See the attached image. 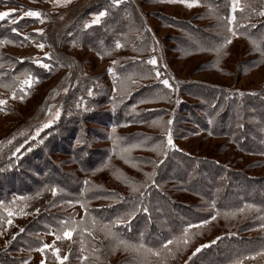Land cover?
I'll return each instance as SVG.
<instances>
[{
	"label": "rangeland",
	"instance_id": "1",
	"mask_svg": "<svg viewBox=\"0 0 264 264\" xmlns=\"http://www.w3.org/2000/svg\"><path fill=\"white\" fill-rule=\"evenodd\" d=\"M97 1L71 0L66 5L57 6L52 3V0H0V11L17 10L11 17L0 20V23L5 22L11 29L13 27L17 28L16 33L22 37L20 41L14 40V43L16 41L19 45L6 46V52L20 61H32L33 58L40 57L45 63L52 64V60H50L51 50L46 44H44L43 49L37 48L35 45L41 43V40L38 39V41L37 38H32L28 34L29 32H33L36 36L41 34L35 31L42 28L40 20L31 17L19 19L24 11L32 9L47 14V18L55 24L71 15L66 19L67 28L66 23L58 26L59 31L65 29L66 33L65 45H61V48L64 49L61 57L69 62L73 61L72 65L64 64L62 68L47 75L44 81L35 83L23 100L19 98L21 93L18 82L14 88L10 87L9 89H5V86L0 85V99L6 101V104L0 108V179L2 180V186L6 192L8 191L6 186L8 183L12 186V190H17L21 186H25L29 191L33 190L30 198H24L21 201H16L18 199L16 197L17 193L8 191L13 195V204L15 206L19 205L17 208L12 207L13 209H11L18 213V210L23 208L28 214L14 215L12 217L13 223L8 225L6 222L8 219L7 212L6 214L0 213V218L3 219L0 224V264L6 261L11 264H25V262L26 264H40L41 260H44L45 264H61L60 261L55 259L51 249H46L49 252V259L53 260L48 262L45 260L44 252L42 253L39 250L40 248L34 252H26L21 248V245L24 242L28 243L30 239L31 243L39 241L42 244L53 245L52 241L56 240V235L63 236L65 227L62 226V221L69 219L67 226L71 228L76 227L72 223L73 221L79 222L82 218H84L83 222L95 237H92L93 240L91 241L86 240L87 245L85 247L76 246L74 238H71L72 240L68 238H66L67 240H64V238L59 239V246H54L59 247L61 256L68 255L67 264H186V262L187 264H234L235 261L242 260L243 248L228 245L226 249V242L225 248H223V239L228 238L237 226L248 220L247 216H242L240 210L245 206H250L246 208V213H252L254 210L260 209V215L241 225L240 227L248 225V232L239 235H244L249 239L256 238L245 242L248 247H256L264 242V227H262L264 226V121L261 122L258 119L256 121L251 117L258 110L254 107L260 109L264 107V63L259 64L251 60V54L246 53L242 41L237 40L235 36H231V43L227 44L223 56L227 61H232L231 65L222 64V58V65L212 68L205 61V58H201L200 54L191 56L183 52L186 49L183 44L186 43H190L188 49H194L202 47V43L212 47L222 37L224 40L226 39L223 36L225 27L221 15H223V12H229V17L233 14L231 10L232 0H198V6L194 7H186L180 3H170L168 0H133L137 4L144 21V24L141 23L140 29L150 30V35L153 38V41H150L148 45L149 55L145 62L152 55H155L158 60L156 68L161 72V77H167L174 85V89L171 91L172 102L170 104L165 106L164 103H159L144 106L146 109H154L162 105L171 111L173 107L175 109L177 106L176 100L184 102V109L178 107V113H176V117L170 126L174 129L172 137L176 145L175 149L190 154L194 158H201L206 168H211L206 160H215L217 163L214 165L227 170L228 176L226 178H229L230 187H226L229 192L226 194L225 200L220 202L222 210L211 208L207 204V208L212 210L211 216L216 215V219L211 220L209 218L207 219L209 221L207 225L190 229V242L187 246L182 243L179 245L174 243L170 246L171 253L162 248L165 242L148 236L150 234V230L147 229L149 224L145 227L139 226L141 228L140 233H146L148 237V239L140 240L135 238L136 235H132L135 230L130 232L132 221L115 223L117 221L114 218L116 209L124 210L117 216L118 219L127 220V214L132 211L128 210L127 206L129 204L126 201L135 199V193L131 192L129 185L122 179H117V175L122 174L135 181L141 185L140 190L148 188L149 183L140 177V171H144L143 166L136 164L137 167L130 168V165L125 162L117 166L116 157L107 159V155L112 152L111 144L113 142L110 130L98 125V94L110 95L113 91L112 84L116 76L114 77L107 71L110 62L101 60L96 51L101 46L98 43L97 34L87 32L85 37V30L83 40H79L73 37L71 30H68L73 24L78 25L80 23L84 28L85 23H90L95 14L99 13ZM110 1L113 2V0ZM127 1L121 0V3ZM216 13L218 15H215ZM12 20L18 22L12 24L10 22ZM97 25H90V27L95 28ZM175 25L179 28H174ZM58 26H55L54 29L58 30ZM223 28L224 33L222 34L220 30ZM188 29L191 31L200 30L203 38L209 37L210 40H202L198 37L197 41H186L180 32ZM25 35L29 36L30 39L26 40ZM60 42H62L61 37L59 40L57 38V43ZM252 46L254 47L253 44ZM154 47L155 51H153ZM249 51H253L252 47ZM44 53H49V57H44ZM32 64L34 69L42 68L33 62ZM139 65H143V61ZM120 67L121 65H117V70ZM152 67L146 64L143 69L153 73L154 78L151 77L150 81L152 80L151 83L155 84L154 80L156 78L155 73L151 71ZM194 83L210 84L222 88V95L218 97L223 103L226 98H230L234 104L237 102L236 105L239 106L241 105L238 102L239 96H245L246 103H242L245 106V111L240 110L247 114L248 121L244 135L248 138V144L243 145L247 151L244 148V152H241L239 145L233 144L234 141L232 140L239 142L242 140L240 133L228 131L225 136H214L219 132L218 129H216V132L214 127H222L223 122L219 125L218 123H210V119L208 120L205 117L203 110L200 109L203 108V104L198 100L196 91L194 92ZM185 84L189 89H179L180 87L184 88ZM145 86L144 82H137L134 86L130 84V91L132 90L137 95L139 92H146L144 90ZM81 87L94 89L92 95H89V91L86 92L85 96L89 99L88 105L85 104L86 106L82 109L83 113H77L76 116L79 117V121L77 123L70 122L71 126L78 128L75 138L70 140L71 148L83 143L80 147L83 149H80L79 154L76 155L71 153L72 151L62 153L57 148L52 147L51 143H45L44 140L48 136L47 132H52L54 128L62 126L59 118L64 115V110L71 106L69 97L71 95L73 99L74 95L83 92V90H80ZM13 91L16 93L15 99L13 98ZM226 94L229 96L225 97ZM130 97L133 99L132 96ZM188 105L195 107H192L190 111H185ZM250 107H253L254 111ZM57 109L60 111L58 118L55 117ZM133 109L134 107L130 111H133ZM239 118L240 116L238 121L233 122L232 126H238ZM140 119L137 118L136 120ZM224 119L225 124L228 125V116H225ZM49 120H52V123L48 128H44L43 125ZM134 126L137 127L134 128ZM148 126L149 123H143L133 125V127L122 126L123 128L121 127L118 130L123 131V133L139 128H146L145 130L151 131ZM119 131L115 130V135ZM162 131L166 134L167 128ZM154 132H159V130L157 129ZM77 138H79V141L75 140ZM249 138L256 140L257 148ZM9 140H11V143H8ZM164 143H166L165 139ZM40 144L44 145L43 149H40V152L44 154V159L41 160L40 156L31 157V154H27L28 161L26 163L22 161L20 165L18 159L23 160L25 158L28 148L31 146V148H39L34 146ZM17 148H20V151L13 156L16 164L14 162L8 163L7 157L9 156L7 154L9 153L6 152L10 151L12 154ZM135 151L137 150L135 149ZM98 152L100 153L98 154ZM133 152L134 150H131L128 156ZM98 157L101 162L107 159L105 162L107 166L98 167ZM11 165H13V169ZM8 168H11L10 171H16V175L11 174ZM170 170L181 171L178 166L170 167ZM50 171L53 172L52 176L57 175V177L49 180L47 175ZM189 172L191 171L184 174L192 177V173ZM211 174L216 176L217 173L212 171ZM199 175L201 176L200 180L192 181V186L203 185V183H209L212 180L215 182L217 179V177H207L203 172H199ZM243 177L255 180L250 185L256 184L261 193H253L249 184L240 186V180ZM65 178L70 179L71 183L66 184L67 182H64ZM73 180H76L77 184L73 183ZM86 180L89 182L87 185L84 183ZM226 183V180L217 182L219 187L216 191L222 194L223 190L225 194L223 184ZM145 184L147 187H144ZM52 187L58 189L56 196L52 195ZM102 193L107 194L103 197L104 199L100 198ZM148 194L157 199V195H154L153 192L150 191ZM166 194L173 202H176L175 206L189 203H207L187 192L172 191V193L166 192ZM236 197H239L236 205L241 204V209L238 210L237 208L238 211H231V209L224 211L223 206L233 203L232 200ZM7 198L6 195L1 207H3ZM119 200L123 201L120 202ZM69 201L72 203L69 204ZM77 201L86 202L87 216L81 204ZM110 206H114L113 210L115 209V211H111ZM37 209H39L38 212ZM200 210H204V208L198 209L197 205V211ZM214 211H216L215 214ZM225 213H235V215L225 217ZM162 214L159 213V216H163ZM51 218L59 224L58 228L60 230L55 235L51 223L48 224L49 220H52ZM134 221L136 222L137 219H134ZM198 221L200 223L203 220L199 219ZM105 226H110V230L115 233V236L109 235L105 230ZM20 229H24L23 236L26 232L28 233L24 236V242L18 238V234L22 233ZM137 230L139 232V229ZM14 235L15 238L13 239ZM151 236H154V234ZM166 237L170 238L169 236ZM182 237L183 235L181 237L179 235L173 240ZM217 237H220V239L217 240ZM80 238L83 239V236H80ZM9 241L11 242L9 243ZM121 241L128 245L137 246V248L143 245V248H139V250L132 247L126 248L124 244L120 243ZM213 241L215 242L213 243ZM231 242L244 245L241 239L232 240ZM201 245H206V247L193 256L192 253ZM149 248L160 251V256L152 255L147 251ZM134 253L136 254L133 255ZM256 254L251 256H256ZM81 257H87V259L84 260ZM244 264H264V255L256 256L255 259H247Z\"/></svg>",
	"mask_w": 264,
	"mask_h": 264
},
{
	"label": "trees",
	"instance_id": "2",
	"mask_svg": "<svg viewBox=\"0 0 264 264\" xmlns=\"http://www.w3.org/2000/svg\"><path fill=\"white\" fill-rule=\"evenodd\" d=\"M240 2V0H239ZM240 7L242 10H237L235 12L236 21L234 23V27L236 28L237 35H235L237 40H241L243 43V47L245 48L246 53H250L251 60L255 61V63L262 64L264 63V15H260V11L264 9V0H241ZM97 7L98 12L100 11H106V15L101 18L100 23L95 28H82V25L79 23L77 24H70L72 25L71 28H68V30H71L73 32V37L79 40H83L84 31L86 30L85 37L87 36V32H91L98 35V43L101 44L100 49L96 50L99 57L103 61H109L110 67H112V61H116L115 65V72L117 74L116 79L113 81L112 87L113 91L108 96H103L98 94V125H102L104 128L110 130L112 133V129L114 128L116 131H119L122 126L124 127H133V125H140V124H148L149 123V130H145L146 128H139L138 130H130L126 133H123V131H119L115 136L121 138L119 148L116 149V151H113V144H111L112 152L107 155V159H111L113 157H116L117 166H120L123 162H125V158H122L119 149L120 148H126L131 144H140L139 147L133 148V153L129 155L131 160L140 166L144 167V171H140V174L142 178H144L148 182V188H143L140 190V192L143 193V197L141 198L139 193H135V199H129L128 202V210L132 211L131 213H134L131 217V219L125 220L127 222L128 220L132 221V232L135 230V232H132V235H136L135 238L138 239H148L146 233H140L141 228L139 226H147V229H149L150 234L148 236L154 237L152 239H159L163 242H166L167 240H173L174 238L180 237L184 234V229L189 224H197L199 223V219L201 220H207L211 218L212 210L214 209H221V201L225 200L226 194L229 192V190H226V187L229 186V178H226L228 176L227 170L223 169L220 166H215L214 164L217 163L215 160H206L208 162V165L211 166V168H206L205 165H203V160L201 158H194L190 154L184 153L183 151L177 150V149H167L166 155L165 151L157 152L154 149L155 145L164 143L165 139V133L162 130H166L168 127L166 122L168 120H174L176 117V113H178V107L179 109H184L183 103L181 101L176 100V108L169 111L167 108H164L162 105L158 108L154 109H146L144 105L147 104H159L164 103V105H168L172 102L171 100V91L166 88H164L163 85H161L158 80H154V83H151L150 78L153 77V73L150 71H146L143 69V66L146 65L144 62L146 58L149 55V48L148 45L150 41H153L152 36L150 35V32L147 31L146 28H141V23L144 24L142 15L139 12V9L137 7V4L134 3L133 0H128L127 2L120 3L119 5H114L112 1L110 0H98L97 1ZM249 6V8H248ZM222 14V13H221ZM215 15H218L217 13ZM220 15V14H219ZM44 22L42 23V29L43 33H41L39 36L34 35L33 32H29V36L32 38H37V40H41L40 42L47 45V47L51 50L50 52V60H52L51 64V70H45L42 68H33V64L31 60L27 61H20L15 58V56L10 55L8 52H6V46L14 47V45H19L17 41L22 40V37L18 35L17 33H13L12 29L8 24L5 22L0 23V85L5 86V89H9L10 87H15L17 82L14 83L15 77L24 78L23 74L31 73L33 76L38 78V81H44L47 75L54 73L59 68H62V66L65 65H72L73 61L69 62L66 59L64 60L61 55H63V50L61 48V45H65V39H66V33L65 29L59 31V26L62 23H66L67 18L58 21L56 24L52 22L49 18H47V14H44ZM222 19L224 21V27H225V36L226 38H231L230 33H228V24H227V18L229 17V12L224 13ZM52 22V24H50ZM39 23V21H38ZM51 25V27H50ZM69 25V26H70ZM253 25L255 27H253ZM55 26H58V30L54 29ZM68 27V23H66V28ZM174 28L178 27L177 25L173 26ZM179 28V27H178ZM59 31V32H58ZM58 32V33H57ZM182 37L186 41H197V38L200 37L202 40H210L209 37L203 38V36L200 33V30H184L180 32ZM220 33H224V28L220 30ZM61 37L62 42L57 43V38ZM38 40V41H39ZM119 40V42L123 45L121 48L116 49L115 43ZM3 41H10L8 43H3ZM223 37L220 41H216V44L214 46H208L204 45L206 43H202L199 48H191L188 49V45L190 43L183 44L186 46V49L183 50V52L188 53L191 56L200 54L201 58H205L206 62L210 64V67H214L213 65H222V64H232V61L227 59H224V50L227 48V45L225 46L223 50V54L218 58L215 51L212 49L215 46H218L220 44L224 43ZM22 44V43H20ZM254 45V47L252 46ZM195 45V43H194ZM252 47L253 51L250 52V48ZM188 49V50H187ZM107 53V54H106ZM223 58V63L222 62ZM143 61V65H139ZM121 65V67L117 70L116 66ZM216 68V67H214ZM37 71V72H36ZM224 71V70H222ZM155 73V72H154ZM128 76H132L134 80L141 83L144 82L146 84L144 90L146 92H139V94L135 95L134 92L130 91V82L126 79ZM147 76L149 78H141ZM118 77V78H117ZM143 80V81H142ZM171 84H173L170 81ZM11 84V86H9ZM81 85V84H79ZM120 89V91H114V88ZM194 92L196 91L197 98L200 102L203 104V108H200L203 110L205 117L214 124H221L222 127L217 126L218 128L214 127V130H219L217 134H214L215 137H221L227 135L228 131H231L232 133H240L242 136V140L239 142L237 140L234 141V145H239L240 151L244 152L247 151L244 144H248V138L244 135L246 133V126H247V114L242 112L241 110L245 111V106H243L242 103H246L245 96H239L238 102L241 104L237 106V102L235 104L232 102L230 98H226L224 103L221 102L219 95H222L221 91H223L222 88L212 86V85H205V84H198L194 83ZM92 90V93H94V89L90 87H81L80 90H83V92H79L78 94L73 96V99L70 95L69 99L71 101L70 108L64 110V115L60 117V121L62 123V126L58 128H54L52 132H47V138L44 140V142L51 143L52 147H55L58 149V151H61L62 153H73L74 155L79 154L80 148L83 143L77 144L75 148H71L70 140L74 139L76 133L78 132V128H74L70 125L71 121L78 122L79 117H77V113H83L82 109L86 106L88 102V98L85 96L86 92L89 90ZM126 89L129 94L123 95V90ZM174 89V85H173ZM179 89H189L188 86L186 87V84L184 88L180 87ZM99 91V90H98ZM175 91V90H174ZM145 93V94H144ZM144 95V96H143ZM133 99H131V97ZM229 95L226 94L225 97H228ZM177 97V95H175ZM144 101V102H141ZM86 102V103H85ZM181 102V103H180ZM79 105V107H77ZM88 105V104H87ZM150 106V105H148ZM241 106V107H240ZM106 107V108H102ZM108 107V108H107ZM110 107V109H109ZM114 107V108H111ZM133 111H130L131 108H133ZM142 107V108H141ZM145 107V108H144ZM194 108L195 106L188 105V108L185 109V111H190L191 108ZM87 108V107H86ZM253 111L254 108L258 109L257 113L254 112V114L251 115L253 119L257 121H264V107H250ZM141 109V110H140ZM237 109V110H236ZM241 109V110H240ZM251 114V113H250ZM215 115V116H214ZM249 115V114H248ZM76 116V117H75ZM142 116V117H141ZM228 116V125L225 124L224 117ZM239 122L238 126H232L233 122L235 120ZM137 118H141L140 120H136ZM224 119V121H223ZM76 120V121H75ZM153 121H163L165 124V127H161L159 124H154ZM137 126H134V128ZM147 127V128H148ZM123 128V127H122ZM159 130V132H154L156 130ZM179 129V127H178ZM212 130L213 132H215ZM171 131H174L173 128H171ZM205 131V130H204ZM254 135V134H253ZM255 136V135H254ZM256 137V136H255ZM250 139V138H249ZM76 141H79V138L75 139ZM111 140L113 142V138L111 137ZM258 140V139H257ZM250 141H253L255 144V148H257V142L255 139H250ZM143 142V143H141ZM33 145V144H32ZM38 146L39 148H28L25 154V158L23 160H19V163L21 165V162L23 161L26 163L28 161L27 154H31V157L34 156H40L41 160L44 159V154L40 152V149H43L44 145H35L34 147ZM42 146V147H41ZM245 148V149H244ZM39 149V150H37ZM135 149L137 151H135ZM244 149V150H243ZM107 152V151H106ZM9 157L8 163L16 162L13 159V155L11 152H6ZM100 152H98L99 154ZM147 153V155H146ZM38 157V159H40ZM98 167H105V161L101 162L100 158L98 157ZM126 163V162H125ZM228 163V162H226ZM130 168H132L131 164ZM19 165V164H18ZM178 166L181 171L176 170L172 171L170 170V167ZM13 165H11V168ZM11 168H8L11 169ZM13 169V168H12ZM10 171V170H9ZM188 171H191L189 173H192V177H188L184 173H188ZM212 171L217 173L216 176H212ZM155 172V176L153 177L155 183L152 182V180L148 179L144 174L145 173H152ZM199 172H203L207 177L210 176L212 178L217 177L215 182L213 180L209 183L203 185H191L192 181L200 180L201 176L199 175ZM11 174L16 175V171H10ZM53 172H49L47 177L50 180L51 178H56V176H52ZM1 176V175H0ZM12 177V175H11ZM130 177V176H129ZM194 178V179H193ZM48 180V181H49ZM226 180L227 183L223 184L225 189V194L218 193L216 189L219 187L217 185V182ZM13 181V180H12ZM240 186L247 185L252 182H255V180H252V178H246L243 177L240 180ZM8 182V181H7ZM6 182V183H7ZM10 182V180H9ZM64 182H67L66 184L71 183L70 179L65 178ZM73 183L77 184L76 180H73ZM74 184V185H75ZM2 180L0 179V213H5L6 208H17L18 206H15L14 200H12V194L8 191H13L14 193H17L16 197L18 198L16 201H21L24 198H30L31 193L33 190L29 191L28 188L25 186H21L20 188H17L12 190V186L8 183L6 186L8 187V191L6 192L5 188L2 186ZM76 186V185H75ZM155 186V187H154ZM253 193H261L259 188H257L256 184L250 185ZM64 188V187H61ZM172 193V191H179V192H187L190 195H194L197 198H200L204 200V202H207L206 204H198V203H192V204H180L179 206H175L176 202H173L166 192ZM153 192L154 195H157V199H155L152 195H149L148 192ZM12 192V193H13ZM7 195V200L5 204L2 206V203L5 201L3 200L4 197ZM107 196L106 193H102L100 195L101 199H104L103 197ZM23 198V199H21ZM3 200V201H2ZM120 202L123 200H119ZM233 203H228L225 206H223L224 211H228L231 209V211H238L241 209V204L236 205V202L239 201V197L234 198ZM159 202V203H158ZM201 203V202H200ZM213 203L215 204V207H212ZM220 203V204H219ZM211 208H207L208 205ZM197 205L198 209L204 208V210L197 211ZM114 206H110L111 211L113 210ZM177 207V208H176ZM250 206L243 207V211L240 210L243 217H248L247 221L252 220L254 217H257L260 215V209L254 210L252 213H246V208ZM258 207V206H257ZM12 208V209H13ZM147 209V211H144V209ZM238 208V210H237ZM213 209V210H214ZM222 210V209H221ZM124 210H117L115 215V219H118V215L123 212ZM159 213L163 216H159ZM216 211H214V214ZM48 215V214H47ZM49 216V215H48ZM50 219V218H49ZM52 219V218H51ZM134 219H137L135 222ZM69 221V219H66ZM3 221V219L0 218V224ZM244 222L241 225H244L247 223ZM51 223V224H50ZM48 224L52 226V229L55 231L54 235L57 231L60 229L59 224L56 220L52 219L49 220ZM241 225L237 226V228L234 230L235 233H231L228 238L223 239V248H225V242H226V249L227 246H238L243 248V258L249 257V255H254L256 253L261 252L264 246V242L260 243L256 247H248L246 246L245 242L249 240H255V239H249L246 236L239 235L241 233H247L248 232V225L244 227H240ZM69 227V226H67ZM143 227V228H144ZM70 228V227H69ZM142 228V229H143ZM64 229V228H63ZM139 229V232L138 230ZM84 230V231H83ZM83 231V232H82ZM146 231V230H144ZM85 232V233H84ZM91 233V235L89 234ZM26 234H28L26 232ZM25 234V235H26ZM154 236H151L153 235ZM24 235V236H25ZM23 236V232L21 234H18L19 240L25 239ZM80 236H83V239L80 238ZM169 236L170 238L166 237ZM257 236V235H256ZM92 237H95V235L89 230V227L86 226L85 222L76 225V230L73 232L72 237L75 241L76 246L85 247L87 245L86 240H93ZM31 238V237H30ZM69 240H72V239ZM80 238V239H77ZM61 239H63V236H61ZM241 239L243 242L242 244H239L238 242H231L232 240ZM64 240H67L64 238ZM138 241V240H136ZM24 242V241H23ZM65 242V241H64ZM59 241L53 240L52 244L59 246ZM262 244V245H261ZM21 245V244H20ZM43 246L42 242H33L30 241L24 242L21 245V248L24 249L26 252H34L35 250L41 248ZM154 247V246H152ZM59 248V247H58ZM63 249V248H61ZM150 249V248H149ZM134 253L133 255H135ZM132 255V254H131ZM207 256L206 254H203ZM44 257L45 260L49 262V252L46 250L44 251ZM242 258V259H243ZM53 261V260H50ZM61 263V262H60ZM207 263V262H206ZM2 264H11L9 262H3ZM63 264H67L66 261H63Z\"/></svg>",
	"mask_w": 264,
	"mask_h": 264
},
{
	"label": "snow or ice",
	"instance_id": "3",
	"mask_svg": "<svg viewBox=\"0 0 264 264\" xmlns=\"http://www.w3.org/2000/svg\"><path fill=\"white\" fill-rule=\"evenodd\" d=\"M70 2H71V0H52V3L57 5V6L66 5V4L70 3ZM168 2H170V3H180V4H183L186 7L198 6V0H168ZM120 3H121V0H113V4L114 5H119ZM231 10H232L233 14L230 17L227 18V23L229 24V27H228L227 31H228V33H230L231 36H235V35H237L236 28L233 26L235 21H236L235 12L237 10H242L241 7H240L239 0H232ZM16 12H17L16 9H9V10H6V11H0V20H4L6 18H9L13 14H15ZM106 14H107L106 11H103V10L100 11L98 14H95L94 18L90 21V23H85L84 24V28H88V27H90V25L99 24L101 18L104 17ZM260 15H264V9H262L260 11ZM24 17H31V18L39 19L41 23L44 22V18H45L44 13H42L41 11L32 10V9L24 11L23 14L19 17V19H23ZM10 22L12 24H15L18 21L17 20H12ZM253 27H255V26L253 25ZM35 31L38 32V33H43V29L42 28L38 29V30H35ZM12 32L16 33L17 32V28L13 27L12 28ZM24 38L26 40L30 39V37L27 36V35H25ZM8 42H10V41H3V43H8ZM155 43L156 42L154 41V44ZM230 43H231V39L230 38H226L223 44L215 46L212 50L216 52L217 57L219 58L223 54V50H224L225 46L227 44H230ZM35 46L37 48H39V49H43L45 45H44V43L41 42V43H36ZM122 46L123 45L119 42V40H117L116 43H115V48L119 49ZM153 51H155V47L153 48ZM262 54H264V53H262ZM44 57L48 58L49 57V53H44ZM32 62L34 64H36L37 66L42 67L45 70H51V65L49 63H45L40 57L33 58ZM116 63L117 62L115 60L112 61V65L113 66L109 67L107 69V71L110 74H112L114 77L117 76V74L115 72ZM144 63H146L147 65L153 66L151 71L155 72L156 80H158L159 83L164 86V88H166L168 90H173V84L170 83V81H169V79L167 77L162 78L161 77V72L156 68L158 60H157V57L155 55H152ZM213 66L215 67L217 65L214 64ZM23 76H24L23 79H21L19 76L14 78V83L18 82V85H19V91L21 93L19 98L21 100H23L24 96H26L28 94V91L33 87V85L38 82V78L33 76L31 73L23 74ZM141 78H147V76H144V77H141ZM126 79L133 86L137 83V81L134 80L132 78V76H128ZM65 91H66V89H65ZM114 91H120V89L114 88ZM127 94H129L128 91L126 89H124L123 90V95H127ZM89 95H92V90L91 89L89 90ZM13 98L14 99L16 98L15 91H13ZM141 102H144V101H141ZM5 104H6V101L3 100V99H0V108H2V106L5 105ZM77 107H79V105H77ZM59 116H60V111H59V109H57L56 112H55V117L58 118ZM51 123H52V120H49L47 123H45L43 125V127L44 128H48ZM153 123L154 124H159L162 128L165 127V124H164L163 121H153ZM172 123H173L172 120H168L166 122V124L168 126L166 134H165L166 143H161V144L155 145L153 150H155L157 152H160V151H165V149H175L176 145L173 142L172 131H171V127H170L172 125ZM210 123H211V121H210ZM111 135H112V138H113V151H116V149L119 148V144H120L121 138L115 136V129L114 128L112 129ZM8 143H11V140H9ZM141 143H143V142H141ZM139 146H140V144H131V145H129L126 148H120L119 149L122 158H125V162L126 163H130L132 165V167H137V165L131 160V158L128 156V153H130L133 148H136V147H139ZM21 147H23V145H21ZM19 151H20V148H17L16 151L12 153V155L15 156ZM166 154L167 153L165 151V155ZM105 166H107V165H105ZM144 175L148 179L152 180L153 183H155V181L153 179V177L155 176V172L145 173ZM117 179H122L125 183H127L129 185L132 193H139L141 198L143 197V193L140 192L141 185L137 184L135 181L130 180L128 177L123 176L122 174L121 175H117ZM84 183H85V185H87L89 182L86 180V181H84ZM144 187H147V185L145 184ZM51 192H52L53 196H56L57 192H58V189L56 187H52L51 188ZM21 199H23V198H21ZM77 202L81 204V207L84 209L85 215L87 216L88 208H87L86 202H79V201H77ZM71 203L72 202L69 201V204H71ZM25 207H27V205H25ZM212 207H215L214 203H213ZM5 211L7 212L8 219H7L6 222H7L8 225H11L13 223L12 217L14 215H17V214L27 215L28 214L27 212L24 211L23 208L19 209L18 213H17V211L12 210L11 208H6ZM36 211L38 212L39 209H37ZM144 211H147V209L145 208ZM241 211H243V209H241ZM133 214L134 213H128L127 214V219H131ZM217 215H219V213H217ZM224 215H225V217H227L229 215H235V213H225ZM83 219L84 218H82L81 221H79V222L73 221L72 223L74 225L81 224V223H83ZM215 219H216V215L211 216V220H215ZM61 223H62V226L65 227V230L63 231V238H69L70 239L72 237L73 232L76 230V227H71V228L67 227V224H68L67 221H62ZM115 223L116 224L125 223V220L122 218V219H119V220L115 221ZM208 223H209L208 220H203L199 224H196V225L189 224L184 229V234H183V237L181 239L167 240L162 245V248L165 249L166 251H168L169 253H171L170 246L173 245L174 243L177 244V245L182 243L183 245L187 246V244L190 242L189 241V237H190L189 230L193 229V228H201V227L207 225ZM262 227H264V226H262ZM105 230L107 231V233L109 235L115 236V233L111 232L110 226H105ZM20 231L23 232L24 229H20ZM89 234L91 235V233H89ZM14 238H15V235L13 236V239ZM56 239L57 240L61 239V236L56 235ZM218 239H220V237H217V240ZM10 242L11 241H9V243ZM214 242L215 241H213V243ZM120 243L124 244V246L126 248L127 247L137 248V246L128 245V244H126L123 241H121ZM204 247H206V245H201V246L197 247L195 249V251L192 253V255L194 256L196 253L200 252L201 249L204 248ZM139 248H143V245H140ZM139 248H137V250H139ZM46 249H51L53 254H54V256H55V259L57 261H60L61 264H63V261H66L68 259V255L67 254L64 255V256H61L59 254L60 253V249L56 248L54 246V244L53 245L43 244V246L39 250L43 253ZM147 251H149L152 255L157 256V257H159L160 254H161L160 251H158V250L154 251V250L148 249ZM261 255H264V250H262L261 252L256 254V256H261ZM256 256L244 257L242 260L235 261L234 264H244L245 260H247V259H255ZM81 259L86 260L87 257H81ZM189 259H191V257H189ZM25 264H26V262H25ZM40 264H45L44 260H41ZM186 264H187V262H186Z\"/></svg>",
	"mask_w": 264,
	"mask_h": 264
}]
</instances>
